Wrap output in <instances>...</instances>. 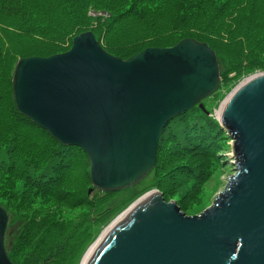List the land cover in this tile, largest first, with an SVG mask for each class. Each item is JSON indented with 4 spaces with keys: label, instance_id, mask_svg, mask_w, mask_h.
Segmentation results:
<instances>
[{
    "label": "water",
    "instance_id": "obj_1",
    "mask_svg": "<svg viewBox=\"0 0 264 264\" xmlns=\"http://www.w3.org/2000/svg\"><path fill=\"white\" fill-rule=\"evenodd\" d=\"M219 85L216 54L205 43L184 39L123 60L88 31L65 53L17 60L11 96L20 116L85 153L91 190L119 193L152 172L172 119L195 107L211 116L202 102ZM217 112L235 173L213 204L189 217L152 190L107 227L85 264H264V73L244 79ZM7 225L0 207V264H12Z\"/></svg>",
    "mask_w": 264,
    "mask_h": 264
},
{
    "label": "trees",
    "instance_id": "obj_2",
    "mask_svg": "<svg viewBox=\"0 0 264 264\" xmlns=\"http://www.w3.org/2000/svg\"><path fill=\"white\" fill-rule=\"evenodd\" d=\"M88 31L123 60L184 39L216 54L219 89L202 102L211 116L195 107L172 119L148 176L153 182L145 191L166 202L173 197L181 210L197 201L225 160L230 139L213 108L242 79L264 73V0H0V207L8 215L4 246L12 264H78L96 228L142 193L139 185L91 190L85 153L62 146L14 109L17 60L65 53Z\"/></svg>",
    "mask_w": 264,
    "mask_h": 264
},
{
    "label": "rangeland",
    "instance_id": "obj_3",
    "mask_svg": "<svg viewBox=\"0 0 264 264\" xmlns=\"http://www.w3.org/2000/svg\"><path fill=\"white\" fill-rule=\"evenodd\" d=\"M94 16V15H93ZM95 16H97V15H95ZM256 74H258V73H256ZM255 75V74H254ZM253 76V75H252ZM246 79V78H245ZM244 79H242L237 85H239L242 81H243ZM237 85H235L233 88H232V90H234L235 89V87L237 86ZM231 90V91H232ZM230 91V92H231ZM229 92V93H230ZM228 93V94H229ZM215 94V93H214ZM227 94V95H228ZM226 95V96H227ZM225 96V97H226ZM224 97V98H225ZM224 98H222L221 99V101L220 102H218L219 104H218V106L217 107H214L213 109V112H212V115L214 114L215 115V111H218V108H219V106H220V104H221V102L224 100ZM208 99V98H207ZM206 100V99H205ZM204 100V101H205ZM203 104V103H202ZM232 141H231V139L229 140V142L226 144V151H225V153H224V156H223V158L222 159H225V160H222V161H224L223 163H221V169L218 171V172H216L213 176H212V178L210 179V181L207 183V185H206V187H205V189H204V191H202V193H200L201 195H200V197L198 196L197 197V201L196 202H194L193 204H188V205H190V206H188V207H186V208H184L183 210H181L186 216H189V217H191V216H196V215H199V214H201L204 210H206L207 208H209L212 204H213V202H214V200H215V198L224 190V187H225V185L227 184V180L231 177V176H233L234 175V173H235V171H234V164H233V158H232V143H231ZM152 182H153V180H152V177H147L144 181H142L140 184H139V186H138V188L136 189V192H142L141 193V195L140 196H138V197H134V199L132 198L131 200H130V202H129V204H128V202H126L125 203V206L117 213V214H115L114 215V217H112L109 221H110V223L108 224V225H106L107 223H105V224H102V225H100V226H98L97 228H96V230H100V232L98 233V235H97V237H96V239L94 240V242L90 245V246H92L94 243H95V241L100 237V236H102V234L104 233V231L107 229V227L118 217V216H120L122 213H124V211H126L134 202H136L139 198H141L143 195H145L146 193H148V192H150V191H152V190H149V191H145L151 184H152ZM126 199L129 197V196H131V194L130 193H127L126 195ZM122 200V197H117L114 201H113V203L114 204H117V203H119L120 201ZM165 201V200H164ZM174 201H176V199H174L173 197H172V199H170L168 202H166V203H169V202H174ZM106 225V226H105ZM10 230L8 229V227H7V230H6V232H9ZM89 246V247H90ZM89 247H88V249H89ZM87 249V250H88ZM86 250V251H87ZM86 251H85V253H86ZM84 253V254H85ZM84 254H83V256L81 257V259L79 260V262H78V264H82V259H83V257H84ZM85 258V257H84Z\"/></svg>",
    "mask_w": 264,
    "mask_h": 264
},
{
    "label": "bare ground",
    "instance_id": "obj_4",
    "mask_svg": "<svg viewBox=\"0 0 264 264\" xmlns=\"http://www.w3.org/2000/svg\"><path fill=\"white\" fill-rule=\"evenodd\" d=\"M215 113L217 114L218 112L217 111H215ZM219 114V113H218ZM211 115V114H210ZM164 130V129H163ZM163 132V131H162ZM232 158H233V155H232ZM234 160V159H233ZM234 162V161H233ZM234 164V163H233ZM124 217V215L121 217V218H118L117 220L118 221H116L114 224L112 223V225H111V227H113L115 224H117L122 218ZM107 232V231H106ZM103 235H105V233H103ZM102 235V236H103ZM95 248V245L92 247V249L90 250V252H88V254H87V256H86V258L84 259V261H83V263L82 264H85L86 263V261H87V259H88V257H89V255L91 254V252L93 251V249Z\"/></svg>",
    "mask_w": 264,
    "mask_h": 264
}]
</instances>
